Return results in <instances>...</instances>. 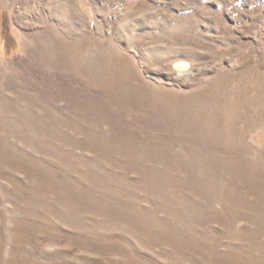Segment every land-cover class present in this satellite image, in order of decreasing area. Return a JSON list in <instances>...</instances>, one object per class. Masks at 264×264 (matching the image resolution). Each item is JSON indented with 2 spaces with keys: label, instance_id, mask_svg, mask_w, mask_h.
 Returning <instances> with one entry per match:
<instances>
[{
  "label": "rangeland",
  "instance_id": "374dc122",
  "mask_svg": "<svg viewBox=\"0 0 264 264\" xmlns=\"http://www.w3.org/2000/svg\"><path fill=\"white\" fill-rule=\"evenodd\" d=\"M0 264H264V0H0Z\"/></svg>",
  "mask_w": 264,
  "mask_h": 264
}]
</instances>
